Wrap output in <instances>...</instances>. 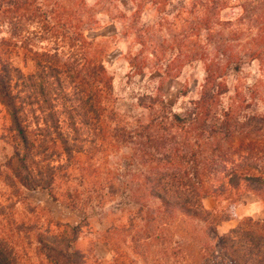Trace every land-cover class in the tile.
<instances>
[{
    "label": "trees",
    "instance_id": "trees-1",
    "mask_svg": "<svg viewBox=\"0 0 264 264\" xmlns=\"http://www.w3.org/2000/svg\"><path fill=\"white\" fill-rule=\"evenodd\" d=\"M226 3L195 0L204 12L193 31H204L209 42L215 35L222 39L215 55L204 60L206 75L191 107L173 112L170 122L159 120L162 144L174 139L171 127L191 129L198 140L203 135L213 138L196 141L189 154L180 155L183 169L148 174L144 181L157 207L144 213V204L135 202L137 212L121 228L113 222L103 241L112 243L108 232L129 231L137 218L143 231L149 221L157 222L162 239L170 232L168 223L185 217L195 224L194 264H223L216 255L230 264H264V221L247 215L227 232L214 233L222 221L235 216L244 194L264 200V108L242 110L238 100L222 104L228 72H240L246 59L260 62L261 74L250 91L253 100L264 102V0H244L233 21L220 17ZM99 25L86 0H0V140L12 150L0 164V181L15 197L23 190H44L52 201L85 213L76 225L53 220L45 227L29 221L16 225L44 264H85L87 254L77 241L90 215L117 196L124 210L126 199L138 196L132 192L134 185L118 182L119 174L108 165L110 148L132 134L112 104L113 77L102 41L87 34ZM160 103L167 106L164 100ZM146 137L148 144L158 140ZM172 157L166 153L152 158L171 166L176 163ZM208 196L226 200L227 214L205 208ZM28 207L35 212V206ZM169 245L163 254H169ZM180 248L177 244L173 250L172 264L181 263ZM0 264H24L14 242L1 234Z\"/></svg>",
    "mask_w": 264,
    "mask_h": 264
},
{
    "label": "rangeland",
    "instance_id": "rangeland-1",
    "mask_svg": "<svg viewBox=\"0 0 264 264\" xmlns=\"http://www.w3.org/2000/svg\"><path fill=\"white\" fill-rule=\"evenodd\" d=\"M86 1L100 20L98 29L87 34L98 35V39L102 41L105 64L113 77L112 104L120 120L132 134L126 142H118L110 148L108 165L119 174L118 182H131L134 185L132 192L138 196L129 200L127 198L124 210L118 205L121 196L106 202L102 211L97 209L95 214L90 215L88 222L83 224L77 247L87 254L85 264H119L121 261L123 264H172L173 250L177 251L178 244L181 246L177 252L181 255L180 264H194L192 253L195 254L196 247L192 237L195 224L185 217H178L168 223L166 228L170 232H165L162 239L159 238L157 222L149 221L148 227L143 231L142 220L137 218L133 221L135 226L130 227L129 231L110 230L108 233L112 243L103 240L106 229L113 222L121 228L137 212L139 204H144V213L148 208L157 207L158 201L150 198L144 181L148 174L165 171L164 168L168 167L183 169L185 162L179 159L180 155L183 157L189 154L196 147V141L206 142L213 138L203 135L198 140L197 134L191 129L171 127L168 131L174 135V139L162 144L159 142L162 129L159 120L163 117L166 122H170L173 112H183L191 107L190 101L199 96L206 75L204 60L215 55L222 36L215 35L214 40L209 42L204 31H193L196 22L203 18L204 12L201 4H194L195 0ZM243 1L227 0V7L221 11L220 17L233 21L238 16ZM238 24L237 22L234 26ZM225 32L227 34V30ZM206 49L208 51L205 52ZM246 60L240 72H228L226 79L229 89L222 97V104L238 100L242 110H249L251 107L261 110L264 102L253 100L250 91V87L261 74L260 62ZM160 100H164L167 106H162ZM250 103L251 106L247 107ZM3 113L0 108V134ZM167 126L169 128V124ZM88 132L90 137L92 134ZM147 135L158 140L148 144ZM203 150L207 152L205 148ZM11 152V147L0 140V164ZM166 153L174 156L172 158L176 161L175 164L164 166L163 162L152 158L164 157ZM245 196L247 207L256 203L264 209V200L250 192L241 197L238 205L242 204L240 202ZM203 204L207 209H218V214L221 215L228 212L225 210L226 200L208 196ZM28 205L35 206V212ZM84 217V212L71 210L52 201L44 190H23L15 197L0 181V234L14 242L24 264L44 262L37 256L33 245L27 242L26 233L17 230L18 223L37 222L45 227L48 223L52 224L50 221L53 220L76 225ZM252 217L260 220L259 217ZM223 222L214 233L223 234ZM167 243L170 244L169 254L165 255L163 249ZM214 258H217V262L230 264L228 258L222 255ZM210 264L214 263L211 261Z\"/></svg>",
    "mask_w": 264,
    "mask_h": 264
},
{
    "label": "crops",
    "instance_id": "crops-1",
    "mask_svg": "<svg viewBox=\"0 0 264 264\" xmlns=\"http://www.w3.org/2000/svg\"><path fill=\"white\" fill-rule=\"evenodd\" d=\"M246 201V196L243 197V200H241L240 203L242 204L237 205L236 211H235V216L227 221L223 222V231L221 233L227 232L229 229L235 227L239 220L244 217V216H254V217H259L260 220H264V209H261L259 205L256 203L254 205H251L250 207H247L245 204ZM247 207V209L245 208Z\"/></svg>",
    "mask_w": 264,
    "mask_h": 264
}]
</instances>
